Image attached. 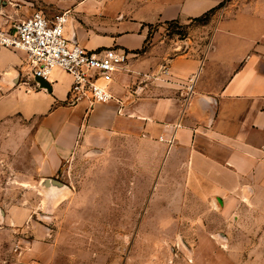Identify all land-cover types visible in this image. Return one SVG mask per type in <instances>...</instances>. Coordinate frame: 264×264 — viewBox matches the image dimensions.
Wrapping results in <instances>:
<instances>
[{"label":"crops","instance_id":"1","mask_svg":"<svg viewBox=\"0 0 264 264\" xmlns=\"http://www.w3.org/2000/svg\"><path fill=\"white\" fill-rule=\"evenodd\" d=\"M224 1L200 27L205 48L160 30L147 48L153 25L189 23ZM66 11V33L82 46L129 54L110 83L114 97L92 108L69 103L68 72L55 68L47 91L24 50L0 46V154L31 164L26 176L41 183L68 177L78 156L116 162L127 153L136 171L129 192L145 195L136 203L146 221L157 210L180 221L190 195L234 221L243 210L264 221V0H74ZM31 14L0 0L5 29ZM11 210L6 219L24 220L22 207ZM35 242L30 261L52 264L56 250L36 251Z\"/></svg>","mask_w":264,"mask_h":264},{"label":"rangeland","instance_id":"2","mask_svg":"<svg viewBox=\"0 0 264 264\" xmlns=\"http://www.w3.org/2000/svg\"><path fill=\"white\" fill-rule=\"evenodd\" d=\"M5 1L50 17L73 8L74 2ZM201 26L195 20L153 25L147 48L156 30L172 43L191 38L205 48L209 31ZM14 157L0 154V264H51L30 261L35 241L41 242H35L36 251L56 250L52 264H264V221L255 220L256 211H238L240 220L234 221L227 212L201 209L190 195L180 221L168 220L161 210L152 211L153 220L146 221L145 209L136 203L145 195L129 192L136 171L127 153L116 162L78 156L69 176L60 178L68 188L54 197L26 176L31 164L23 167ZM109 188L116 193L104 194ZM14 206L25 213L16 225L6 219ZM23 251L31 253L22 259Z\"/></svg>","mask_w":264,"mask_h":264},{"label":"built area","instance_id":"3","mask_svg":"<svg viewBox=\"0 0 264 264\" xmlns=\"http://www.w3.org/2000/svg\"><path fill=\"white\" fill-rule=\"evenodd\" d=\"M68 21V11L50 17L36 10L7 29L0 26V46L24 50L34 79L48 81L55 68L68 72L73 77L69 103L87 102L92 108L114 97L110 83L129 54L116 47L87 49L74 42L66 33Z\"/></svg>","mask_w":264,"mask_h":264},{"label":"water","instance_id":"4","mask_svg":"<svg viewBox=\"0 0 264 264\" xmlns=\"http://www.w3.org/2000/svg\"><path fill=\"white\" fill-rule=\"evenodd\" d=\"M72 40L74 42H77L75 37H72ZM35 81L38 82L39 86L41 88L46 89L47 91H51L52 87L50 85V83L41 78V77H35ZM41 185L43 188L47 189L48 191V196L49 197H54L59 195L62 191H64L65 189L68 188V185L65 184L63 181L54 178V177H45L42 181H41Z\"/></svg>","mask_w":264,"mask_h":264},{"label":"trees","instance_id":"5","mask_svg":"<svg viewBox=\"0 0 264 264\" xmlns=\"http://www.w3.org/2000/svg\"><path fill=\"white\" fill-rule=\"evenodd\" d=\"M225 2H226V1L222 2L219 6L210 9L209 11H207L206 13H204L203 15H201L200 17L195 18L194 20H195V21H198V22H200V23H202V24L207 23V22L210 20L212 14H213L218 8H220L221 6H223V5L225 4ZM150 37H151V34L148 36V40H149ZM145 49H146V47H144V48L142 49V51H144Z\"/></svg>","mask_w":264,"mask_h":264}]
</instances>
